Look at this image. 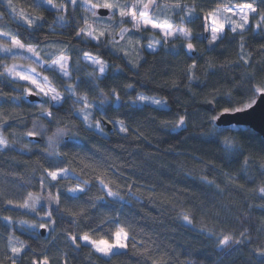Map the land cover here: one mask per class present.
Returning <instances> with one entry per match:
<instances>
[{
	"label": "clouds",
	"instance_id": "clouds-1",
	"mask_svg": "<svg viewBox=\"0 0 264 264\" xmlns=\"http://www.w3.org/2000/svg\"><path fill=\"white\" fill-rule=\"evenodd\" d=\"M0 264H264V0H0Z\"/></svg>",
	"mask_w": 264,
	"mask_h": 264
},
{
	"label": "water",
	"instance_id": "water-1",
	"mask_svg": "<svg viewBox=\"0 0 264 264\" xmlns=\"http://www.w3.org/2000/svg\"><path fill=\"white\" fill-rule=\"evenodd\" d=\"M248 119H259L260 118V114L259 113H251V114H248L247 117Z\"/></svg>",
	"mask_w": 264,
	"mask_h": 264
}]
</instances>
